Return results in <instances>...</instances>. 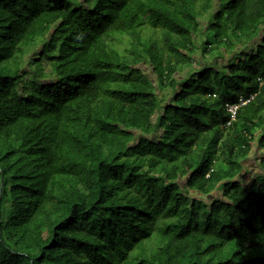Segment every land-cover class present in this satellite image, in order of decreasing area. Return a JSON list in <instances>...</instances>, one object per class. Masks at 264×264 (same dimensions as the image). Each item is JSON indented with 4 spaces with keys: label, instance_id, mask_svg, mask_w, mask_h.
Masks as SVG:
<instances>
[{
    "label": "trees",
    "instance_id": "1",
    "mask_svg": "<svg viewBox=\"0 0 264 264\" xmlns=\"http://www.w3.org/2000/svg\"><path fill=\"white\" fill-rule=\"evenodd\" d=\"M0 264H264V0H0Z\"/></svg>",
    "mask_w": 264,
    "mask_h": 264
},
{
    "label": "rangeland",
    "instance_id": "2",
    "mask_svg": "<svg viewBox=\"0 0 264 264\" xmlns=\"http://www.w3.org/2000/svg\"><path fill=\"white\" fill-rule=\"evenodd\" d=\"M227 53H228V51L225 50L226 58L229 57V55ZM221 61H224V60L222 58L218 59V60H212V58H211L210 60H208V64L212 65L215 63V65H216V63H217L221 67L222 66ZM260 154H261L260 150L253 147V150H252L250 156L248 157V159L245 162V165H244L245 169H244V172H243V175L241 178V181H243L245 186L251 182V178L253 176H255L256 174L262 173V171L259 168L260 162L258 160V155H260Z\"/></svg>",
    "mask_w": 264,
    "mask_h": 264
},
{
    "label": "built area",
    "instance_id": "3",
    "mask_svg": "<svg viewBox=\"0 0 264 264\" xmlns=\"http://www.w3.org/2000/svg\"><path fill=\"white\" fill-rule=\"evenodd\" d=\"M254 98H255L254 96H252L250 99H244V97H240L238 103H227L226 104V110L230 116V121L228 122L226 126L227 128L230 127L232 123L236 120L239 109L247 105L250 101L254 100Z\"/></svg>",
    "mask_w": 264,
    "mask_h": 264
}]
</instances>
